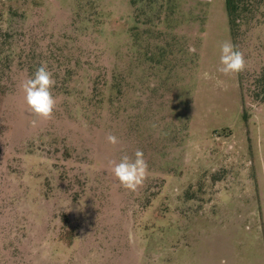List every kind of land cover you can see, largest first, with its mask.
Wrapping results in <instances>:
<instances>
[{"label": "rangeland", "instance_id": "rangeland-1", "mask_svg": "<svg viewBox=\"0 0 264 264\" xmlns=\"http://www.w3.org/2000/svg\"><path fill=\"white\" fill-rule=\"evenodd\" d=\"M245 1L225 77L226 0H0V264H264V0ZM41 62L57 108L34 125ZM137 149L132 192L109 162Z\"/></svg>", "mask_w": 264, "mask_h": 264}, {"label": "clouds", "instance_id": "clouds-1", "mask_svg": "<svg viewBox=\"0 0 264 264\" xmlns=\"http://www.w3.org/2000/svg\"><path fill=\"white\" fill-rule=\"evenodd\" d=\"M190 53H195L194 47H189ZM220 56L219 66L216 72L225 77L243 72L247 67V62L242 51L230 40L219 44ZM204 81L214 80L216 88H224L225 81L217 77L214 73L203 71L198 75ZM56 84L53 72L49 70L46 62H41L34 74L24 80L21 84L24 104L27 110L35 117L32 123L37 120H51L57 108V100L53 95V88ZM112 145L120 143L119 139L112 134L106 137ZM111 172L119 185L124 189L135 192L143 186L150 174L149 165L142 150L137 149L132 156L124 154L119 161L112 160Z\"/></svg>", "mask_w": 264, "mask_h": 264}, {"label": "trees", "instance_id": "trees-1", "mask_svg": "<svg viewBox=\"0 0 264 264\" xmlns=\"http://www.w3.org/2000/svg\"><path fill=\"white\" fill-rule=\"evenodd\" d=\"M227 1V11L230 18V26L233 37V43L238 47V38L239 31L243 25V22H247V13L251 10L249 7V3L245 0H226ZM248 96L253 101H262L264 102V72L263 75L259 78H256L251 82V86L249 88ZM243 119L244 121L248 120L247 113V102L245 101V97H243Z\"/></svg>", "mask_w": 264, "mask_h": 264}]
</instances>
